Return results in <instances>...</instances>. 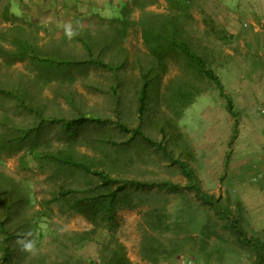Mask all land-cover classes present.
Masks as SVG:
<instances>
[{
  "label": "rangeland",
  "instance_id": "374dc122",
  "mask_svg": "<svg viewBox=\"0 0 264 264\" xmlns=\"http://www.w3.org/2000/svg\"><path fill=\"white\" fill-rule=\"evenodd\" d=\"M9 2L0 0V31L19 26L45 54L77 64L52 71L43 82L35 81L38 70L27 60L6 65L0 59V84L16 93L26 88L42 117L82 118L69 139L57 123L40 129L48 143L41 149L70 144L92 169L58 171L25 150L0 146L3 208L21 198L8 214L0 212L3 231L18 236L32 230L37 239L31 255L10 237L14 252L7 264H108L118 247L132 264H252V251L240 248L224 224L241 212L248 237L264 235V12L250 11L245 0H119L117 8L94 0L91 11L79 0H44L47 5L28 7L19 21L2 15L8 8L19 16V4ZM219 6L218 16L203 14ZM141 15L165 35L160 56L142 40ZM66 22L80 33L71 40L63 31ZM177 44L201 58L217 81ZM17 103L0 94V136L6 141L35 122V113ZM92 170L117 189L112 223L94 224L68 209L73 199L98 195L102 181ZM198 189L213 196L219 215L199 202ZM92 229L86 242L77 241L75 235ZM146 236L154 239L148 243L152 261L140 250Z\"/></svg>",
  "mask_w": 264,
  "mask_h": 264
},
{
  "label": "trees",
  "instance_id": "16d2710c",
  "mask_svg": "<svg viewBox=\"0 0 264 264\" xmlns=\"http://www.w3.org/2000/svg\"><path fill=\"white\" fill-rule=\"evenodd\" d=\"M42 3L43 5H47L46 3H44V0H10L9 4H13L15 6L19 4V8L17 9L19 12V16H15L12 12H9L8 8H4L2 15L5 17V20L10 19L11 17L16 19L17 17L19 21H22L21 17L24 15V12H27L26 9H29L28 7L32 6V11H36L35 9H37V7H40ZM142 16L143 15H141L139 19L140 26L142 27V40L147 47L156 48L157 50L155 52V55L160 56L161 51L158 50V47L162 46L160 43L161 41H165V35H160V31L155 28L151 21H148L146 17ZM20 31L21 29L19 28V26L14 25L4 32L0 31V41L8 42L15 47L12 50H8L0 44V59L4 61V64L11 65L14 61L27 60L34 68L38 70L35 81L43 80V82L50 80L51 77L49 75L50 73H52V71H56L58 69L66 71L70 66L77 64L69 60H59L58 58L52 56V54H45V52H43L40 47L37 46L33 39L23 37ZM177 46L184 50L183 52L186 54V57L191 62H194L196 67L201 68L202 71H204L209 77L215 80L217 79L212 74L211 70L205 69L204 62L201 60V58L197 57L192 51L181 47L180 44H177ZM23 89L24 90H22V92L16 93V90L14 92L6 90L0 84V94L6 95L7 97L16 98L18 101V103L16 104L17 106L21 105L24 110L26 109L29 112L35 113L33 114L36 116L35 122L32 124V126L22 127L18 131H15L13 133L12 140L10 141H6L3 138L5 136H0V146L7 149V151L11 149H13L12 151L14 152L25 150L26 154H29L39 164H41L43 161H46V163H52L57 167L58 171L68 169L82 171L86 174H90L92 164H90L88 160L83 161V159L85 158H77L76 156H74V149L70 144H66L64 149H56L54 151H46L41 149L46 148L48 143L43 142L44 134L41 133L40 129H43L48 123L53 122L59 124L62 134H64L69 139L75 133L76 126L81 125L84 120L80 118L78 120L64 121L61 118L52 120L49 117H42V113L39 110H34L31 106V95H27L26 88ZM145 95L146 94L144 89L142 90L141 99L139 101V111H141L143 108V98L145 97ZM227 109L231 114L230 101L228 103ZM183 172L187 179H193V181H195V177L192 172H189L187 170H183ZM92 173H94V175L96 176H99L100 181H102L101 186L97 188V190L99 191L98 195L92 196L91 193H93L94 189L89 188L86 191L90 193L91 196H88L87 198L79 201L73 199L72 202H70L68 209L69 211H75L83 215L88 221L94 224L96 223V221H106L112 223L116 207L119 203L117 189H112L108 186V184L112 183V180L104 173L95 170H92ZM9 190L10 189H7L6 191L9 193ZM65 193L66 192H61L60 195H65ZM3 195L4 194H0V204H3L0 208V212L3 211L5 214H8L10 211L9 208L17 203L18 200H21V198L19 196H16L15 201L13 200V198H11L8 205H5V208H3L5 204ZM11 196L12 195H10V197ZM196 196L202 205L214 207L216 213L218 214L219 211L215 208L216 200L213 198V196L204 195L199 189L196 190ZM83 202L86 203L83 204ZM223 213L224 218L226 219L227 214H229V210L224 209ZM147 217L149 219L150 215L148 214ZM241 219L242 214L241 212H239L238 216L233 221L228 224H224V228L230 231L235 243L240 248L247 247L252 251L254 256L252 264H264V235L254 233L250 237H248L247 233L240 226ZM152 223L151 219H149L148 225L150 227H153ZM95 228H97V224ZM204 231L205 230H203L202 228L200 232L203 234ZM94 232L95 229H92L89 232H83L79 235H75V237L78 242L84 243ZM0 233L4 235V237L0 241V264H7L8 260L14 252V250H12L8 245L10 237L17 236H15L14 234H7L5 231H3L2 223H0ZM211 233L212 232L208 231V233H205V236L209 238L212 235ZM149 241H154V239H152L151 237L148 238V236L144 237L140 250L142 257L152 261L151 259L153 258H151V254L153 252V247L148 245ZM122 249L123 248L118 247L113 251L112 260H110L108 264H132L126 258Z\"/></svg>",
  "mask_w": 264,
  "mask_h": 264
},
{
  "label": "clouds",
  "instance_id": "9594fccd",
  "mask_svg": "<svg viewBox=\"0 0 264 264\" xmlns=\"http://www.w3.org/2000/svg\"><path fill=\"white\" fill-rule=\"evenodd\" d=\"M62 27L65 36L69 40L75 38L80 34L79 31L75 27H73V24L71 22L64 23ZM14 243L21 252L29 253L31 255H35L37 253L36 234L32 230H27L18 234Z\"/></svg>",
  "mask_w": 264,
  "mask_h": 264
},
{
  "label": "crops",
  "instance_id": "0c3cea01",
  "mask_svg": "<svg viewBox=\"0 0 264 264\" xmlns=\"http://www.w3.org/2000/svg\"><path fill=\"white\" fill-rule=\"evenodd\" d=\"M94 0H79L78 4L79 6H86V8H88V11H91V3ZM106 1V0H104ZM82 2V3H80ZM116 2V3H115ZM90 3V4H89ZM111 6L116 7L119 6V0H110ZM246 6L249 8L250 11L253 12H264V0H245ZM94 5V3H92ZM199 4V3H197ZM157 5V4H156ZM218 8H220V10H218ZM217 8L218 12H204L203 14L207 13V15H209L210 17H216L220 14V12L223 11V9L219 6ZM163 10V7H161V9H156V12ZM164 11V10H163ZM168 12V11H167ZM261 171L264 172V162H262L261 164Z\"/></svg>",
  "mask_w": 264,
  "mask_h": 264
}]
</instances>
